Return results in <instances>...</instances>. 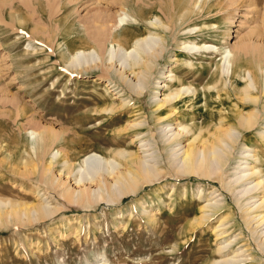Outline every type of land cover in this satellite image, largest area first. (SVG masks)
<instances>
[{"label": "rangeland", "instance_id": "374dc122", "mask_svg": "<svg viewBox=\"0 0 264 264\" xmlns=\"http://www.w3.org/2000/svg\"><path fill=\"white\" fill-rule=\"evenodd\" d=\"M63 1L0 0V201L7 202L1 206L9 210V203L21 208L46 199L49 207L58 208L41 219L21 215L19 220L0 222V264H264V222H248L246 212L249 196L261 192L241 194L248 185L234 182L244 159L243 145L258 159L248 158L249 165L264 175V94L259 95V104L250 103L243 98L245 80L223 74L217 96L207 88L220 55L179 49L182 42L232 52L247 45L250 55L256 45L264 48V0H190L178 28L199 30L169 37L165 57L141 96L126 86L122 93L108 86L109 80L120 83L116 73L102 74L101 66L72 71L68 59L90 49L85 30L101 12L106 16H96L95 21L104 20L98 23L110 25L109 30L121 7L138 18L123 31L132 40L153 31L148 21L155 17L171 23L175 5L185 0ZM110 36H104L105 47L97 60L104 54L107 58L111 44L117 48ZM174 51L178 59L170 62L167 56H174ZM112 64L115 70L120 67L117 58ZM127 64L123 65L128 68ZM170 74L176 80H170ZM179 79L196 87L195 94L185 93L158 106L159 99L177 90ZM93 97L102 101L90 103ZM103 108L116 113L94 115L95 109ZM254 108L261 112L259 121L238 138L218 173L206 177L177 168L172 149L211 144L216 127H226L236 122L239 112ZM141 120L143 124L131 127ZM167 123L181 135L170 142L161 131ZM142 141L148 144L147 160L156 173L134 191L110 195V201L60 194L66 186L95 187L98 176L92 174L94 182H87L90 175L80 171L85 155L98 153L122 161L115 155L118 151L143 155ZM118 168L124 167L112 169ZM52 176L65 183L62 188L55 186L57 180L51 182ZM77 179L83 182L77 184Z\"/></svg>", "mask_w": 264, "mask_h": 264}, {"label": "bare ground", "instance_id": "6f19581e", "mask_svg": "<svg viewBox=\"0 0 264 264\" xmlns=\"http://www.w3.org/2000/svg\"><path fill=\"white\" fill-rule=\"evenodd\" d=\"M185 1L184 3L179 2L177 5H175L177 14L174 16L173 13V16L171 17L172 18L171 23L170 22L166 23L160 17H155L153 20L148 21L149 25L153 28V31L150 30L147 36L144 35L136 36L132 40L126 38L127 35H125L126 33L124 34L123 31L126 30L127 26H131L133 24L138 23V18L133 16V14H130L127 9L124 10L123 9L124 7L123 8L121 7L120 11H118L119 13L117 12L115 19L116 22L113 25L111 24L112 28L110 27L111 30H109L107 29V26L109 27L110 25L98 23V22L101 23L104 20L95 21L96 16L102 17L104 19L106 15H104L105 14L104 12H101L100 16L96 15L93 18V22L92 21L90 22V28L88 27L85 30L86 31L85 37L90 41L89 43L91 44L90 49L88 50L84 49L75 52L68 59L69 62L67 67L72 71H82L88 68L90 69L99 68L101 66L102 74H104L103 72H105L107 75L116 73V77L120 82V83H115L114 81L109 80L108 78V80L110 81L108 86H112L115 89H120L119 90L120 93H122L121 91H123L122 90L123 86H126L134 94L139 96L143 95L145 89H148V85L150 83L151 77L154 75L155 71L157 72L156 70L157 66H159L160 62H162L161 60H163L165 57V53L168 49L167 42L169 41V37L171 35L175 36L176 34L179 33L187 34L199 30V28L196 27H192L188 29L178 28V23L180 20H182V18H184V16L190 9L187 6L188 3H190L192 0L191 1L185 0ZM59 3L65 4L64 1L62 2V0L61 1L59 0ZM125 8L127 7L125 6ZM173 19H175V21H173ZM119 24L120 26L118 27ZM159 30H162L164 34L160 35L162 32L159 34ZM106 33L108 35H111L110 37L115 39L114 42L117 43V48L115 47L116 48L115 49L114 48L115 45L113 46L111 44V48L107 49V53H106L107 58L104 54L103 57L99 59L100 60L99 62L97 58H99V54L102 52V50L105 47L106 41L104 39V36L106 37ZM128 40H131L130 41L131 46H128L126 44ZM238 47H239L238 49H236L235 47L236 50L233 49L234 50L233 53L230 50V48L226 49L225 47H217L215 45H209L206 43L198 44L196 42L193 43L182 42L181 47H179V49L180 48L188 49V51L191 52L202 50V51L211 52L214 55L216 54L220 55V59H219L220 62L216 63V66L213 68L211 74V80L209 79L211 81L210 82L211 84H209L208 86L209 88L207 87L205 88H207L208 90L209 89L215 90L217 92V96H219V91H220L219 82L222 79L221 76L223 74L228 76L229 79L239 77L241 79H244L246 82L245 86L242 89L243 98L250 103L259 104V98L264 94V72H263L264 48L256 45L253 48V52L250 55L248 54V51H246V49L250 50L248 49L247 45H239ZM174 52H175L174 56L171 55L167 56L170 62L175 59H178L177 51ZM113 58H117V62L120 65V67L117 68L116 70L112 68ZM85 62L86 64L84 66ZM126 62H128L127 64L128 68H126V66L123 65ZM112 69L114 70V72L112 71ZM126 71H128L129 74ZM158 72L160 73V75L163 74L159 70ZM130 74H132L131 78H130ZM259 74H262L261 80L259 79L258 76ZM169 76H171L169 78L170 80L175 79V76L171 74ZM178 81H179L178 87L179 86L180 87L179 88L177 87V90H175L174 92L168 93V96H165L163 99L162 98L159 99L158 102L161 103H159L158 106H161L164 102L174 100L185 93L189 94L192 92L193 94H195L196 87L192 89L191 84L185 85L183 81H181L180 79ZM154 97L157 96L154 95ZM94 100H97L96 103L98 102L100 103L102 101L101 99L99 100L93 97L90 103H93ZM122 102H123L122 106H124L127 101L123 99ZM261 107L264 112V104ZM254 109L255 110H248L245 113L239 112V114L236 116V122L234 123L230 122L226 127L223 126L216 127V129L218 128L217 129L218 134H215L216 141L214 142V140H212L213 142L212 143L210 142L211 144H204L205 142H202L201 145L196 146L195 144L190 143L180 148L172 149L173 151L171 156L174 158V162H176L177 168L182 171H189L193 173L201 172L203 176L206 177L218 173L220 171V168L223 167L224 162L227 161L229 154L233 149L234 144L237 142L238 138L241 137L243 132L246 133L247 131L255 127V125L259 121L261 117V112L257 108ZM105 112H108V114L116 113L115 109L113 108H103L102 110L95 109L94 115L99 116L105 114ZM141 124H143L142 120L135 121L133 122V124H131V127ZM161 131L164 132L163 137L167 142L172 141L173 139L177 138L178 135H180L179 129L176 130V127L171 128L170 124L168 123L165 124V126H163ZM31 133H35V132L31 131ZM39 133L37 135H39ZM49 139L51 138L49 137L48 140ZM140 143H141L140 148L143 155H137V153H133V152L124 153L123 151H118L115 155L118 156L119 158H122V161L120 159L119 160L115 159V157H112V159H107L98 153H91L85 155L80 162L81 163L80 171H85L86 175H90L89 177L85 178L87 182L88 181L94 182L95 179L92 177V174L98 176L94 184L95 187L92 190H90L89 187H85V186L77 187V188H73V187L67 188L66 186L67 189L63 188L60 194L64 197H67L68 199H77L82 201L89 199H92V201H96L98 199L104 200L105 198H107V200L110 201L111 200L110 195H114L117 197L127 193L128 191L129 192L134 191L138 183L144 182L145 180L148 179V176L156 173L155 171L156 169L153 166V164L150 165L148 163L149 161L147 160V157L149 156V154H147L149 150V147L147 148L148 144L143 143V141ZM178 145H181L179 141H178ZM180 149H182L181 152L182 154L178 152ZM57 153L58 152L52 154V157H54ZM178 153L181 155L179 156ZM240 154L243 156L244 159L238 165L239 169L236 174L234 182L242 183L243 185H248V187L243 186L244 187L243 190L240 191L241 194L247 193L250 190L261 192L260 196L258 194L249 196L248 198L249 204L246 208L247 210L246 212H248L247 214L248 222L253 221L256 222V225H258L264 222V175L261 174L262 173L260 171L261 169L260 170L257 169L256 166H250L249 163L247 162L248 158L255 157L254 159H256V156L251 154V150L248 146L243 145V150L241 151ZM255 161L258 162V159H256ZM118 165L124 168H118L114 172L112 168L114 166L118 167ZM45 171L46 172L49 171V166L45 167ZM80 174L82 173L80 172ZM255 175H259V177L257 176V179H253L252 177ZM50 180L52 183H54L57 180L56 181L57 184L56 182L54 183L56 187L62 188L63 185L65 184L61 182L59 177L52 176ZM245 181L248 182L244 183ZM78 182L80 183L83 181L81 179L80 180L77 179L76 183L78 184ZM104 189H106L107 195L103 191ZM37 193H40L39 190L37 191ZM45 200H42V202H40L39 204H34L29 206L26 205L21 208H16L15 205L17 204L8 202L11 206L9 210L5 209L6 207L3 208L1 206V204L6 205L7 202L0 201V222H3L4 220L8 221L11 219L19 220L21 218V215L25 218L33 217V219L35 218L41 219L43 217L50 216L58 208L56 206L49 207L48 204L46 203L47 201ZM251 210L259 211V212H257L256 214L250 213ZM206 215H202V217ZM229 259H226L224 261L226 262L228 260L227 262L231 263L229 262L230 261Z\"/></svg>", "mask_w": 264, "mask_h": 264}]
</instances>
